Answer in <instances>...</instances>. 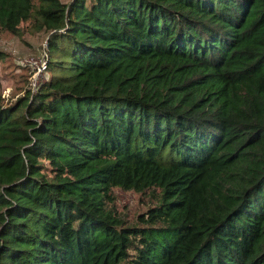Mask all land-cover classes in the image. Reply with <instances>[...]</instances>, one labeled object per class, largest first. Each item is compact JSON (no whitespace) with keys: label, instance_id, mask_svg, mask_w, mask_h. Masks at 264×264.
<instances>
[{"label":"trees","instance_id":"trees-1","mask_svg":"<svg viewBox=\"0 0 264 264\" xmlns=\"http://www.w3.org/2000/svg\"><path fill=\"white\" fill-rule=\"evenodd\" d=\"M26 26L45 76L0 95V264H264V0H0ZM114 187L156 191L125 223Z\"/></svg>","mask_w":264,"mask_h":264},{"label":"rangeland","instance_id":"rangeland-1","mask_svg":"<svg viewBox=\"0 0 264 264\" xmlns=\"http://www.w3.org/2000/svg\"><path fill=\"white\" fill-rule=\"evenodd\" d=\"M44 37L43 31H30L27 26L19 35L0 29V95L4 101L15 99L45 76L43 68H38L43 59ZM155 191L151 195L114 187L112 203L125 223H133L137 213L154 200Z\"/></svg>","mask_w":264,"mask_h":264},{"label":"built area","instance_id":"built-area-1","mask_svg":"<svg viewBox=\"0 0 264 264\" xmlns=\"http://www.w3.org/2000/svg\"><path fill=\"white\" fill-rule=\"evenodd\" d=\"M43 66H44V62H43V59H42L41 62H40V65L38 66V68L39 67H42L43 68Z\"/></svg>","mask_w":264,"mask_h":264}]
</instances>
